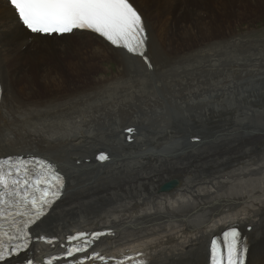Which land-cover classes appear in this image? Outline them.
<instances>
[{"label": "bare ground", "instance_id": "1", "mask_svg": "<svg viewBox=\"0 0 264 264\" xmlns=\"http://www.w3.org/2000/svg\"><path fill=\"white\" fill-rule=\"evenodd\" d=\"M190 1L199 0H130L145 24L149 68L91 32L32 34L0 0V157L45 156L66 178L35 236L102 230L96 250L207 264L210 237L235 224L245 264H264V53L240 57L234 50L244 54L247 39L233 38L231 54L227 42L203 36L211 25ZM63 78L84 85L60 97L34 91L37 82L53 94ZM101 153L108 159L98 161ZM171 179L177 184L162 190Z\"/></svg>", "mask_w": 264, "mask_h": 264}, {"label": "snow or ice", "instance_id": "2", "mask_svg": "<svg viewBox=\"0 0 264 264\" xmlns=\"http://www.w3.org/2000/svg\"><path fill=\"white\" fill-rule=\"evenodd\" d=\"M9 3L19 21L33 34L64 35L74 30H87L114 48L143 58L151 68L146 56L147 35L143 17L130 0H9ZM126 131L131 134L133 129ZM98 159L108 157L101 153ZM63 181L56 166L43 158L8 156L0 159V261L21 248L30 247L28 226L35 224L59 197ZM13 208L16 214H25L28 218L22 227L13 220V230L9 232L4 226L5 213ZM21 209L25 212L21 213ZM8 215L12 213L8 212ZM103 235L102 232H79L69 235L66 242L69 245L74 241L82 242L86 246L91 242L88 236L95 240ZM38 239L53 243L43 236ZM211 244L212 264H245L247 245L235 227L224 232L222 241L214 239ZM73 251L82 252L85 247H69L67 255L72 256ZM97 256L104 260L103 256ZM48 264L52 261L49 260Z\"/></svg>", "mask_w": 264, "mask_h": 264}, {"label": "rangeland", "instance_id": "3", "mask_svg": "<svg viewBox=\"0 0 264 264\" xmlns=\"http://www.w3.org/2000/svg\"><path fill=\"white\" fill-rule=\"evenodd\" d=\"M225 2L226 0H199L198 2L190 1V6H191L190 9L193 7L196 10V13L198 14V17L201 20V22L207 21L205 23L209 24V26L211 25V27L207 29L201 28L202 35L206 36L208 34L207 37H210L212 40L215 39L214 41L218 42L217 45L219 46H225L224 44L227 42L226 45H228L231 54H232L231 43H232L233 38L244 39V40L247 39L249 43L251 44H249L247 49L243 51L244 54L241 53V51L240 53H238L236 52V50H234V53L235 54L237 53L236 55L238 56L240 55V57L244 55L248 56L250 52H253L251 53V55L253 54L256 55L257 53L263 54L264 53V8L262 6L264 3L255 4L256 2H253V0H247L245 2L243 1L241 4L232 3V6H231V5H226L227 2L226 3ZM247 2L251 4H248ZM178 4L184 5V2L180 1ZM179 8L180 6H177L176 8L171 7L170 10L165 12L164 15L161 14L160 15L161 17L157 16L156 17L157 19L160 18L158 22L169 20L170 16L173 15V12L175 10H178ZM150 10L151 9L144 10L145 12H149V13H144L149 23L153 21V17H154V14ZM1 18H4V16L1 15ZM165 18L167 20H165ZM171 21L172 20H170V22ZM11 24H12V20H11ZM159 25L160 24L158 23L157 27H155L154 29L158 30ZM220 39H223L224 42L222 43L221 41H219ZM55 40H60V42H63L67 39L64 38V39H55ZM262 40L263 42H261ZM220 42H221V45L219 44ZM4 45L7 46V44H4ZM247 50L248 52H246ZM48 61H50V59ZM54 62L55 60L52 61V63ZM261 71L264 72L263 69H261ZM34 74H36V71ZM96 77H98V75H96ZM39 78L40 76H38L37 79ZM261 78H264V75H261V77H259L260 81L257 82V84H259L260 82L264 84V79H261ZM63 79L61 80V82H63L61 87H60V84L57 83V90H55L53 94L51 92L49 93L47 90L44 89L45 86L39 85V83L37 82L36 83L34 82V85H35L34 91L38 93L39 96L56 95L57 97H60L62 96V94L64 95L70 90L82 87L84 85V81L82 80H75L77 83L73 84L72 82L73 80L71 78H68L67 80L65 78ZM255 84L256 83H254L253 85ZM76 85H78V87H75ZM252 87L253 86H247V88L249 89ZM257 106L259 107V105ZM140 129L142 130V128H139V131H141ZM133 130H137V129H133ZM261 132L264 134V129H262ZM10 134L12 135V133ZM205 139L211 140L212 138L206 137ZM202 141H200V143ZM80 161L81 160H78L77 163L79 164ZM207 255H208V252H207Z\"/></svg>", "mask_w": 264, "mask_h": 264}, {"label": "water", "instance_id": "4", "mask_svg": "<svg viewBox=\"0 0 264 264\" xmlns=\"http://www.w3.org/2000/svg\"><path fill=\"white\" fill-rule=\"evenodd\" d=\"M176 184H177V181L174 180V179H171V180H168L165 183H163L160 188L162 190H165V191L167 190L168 191L171 188H173Z\"/></svg>", "mask_w": 264, "mask_h": 264}]
</instances>
